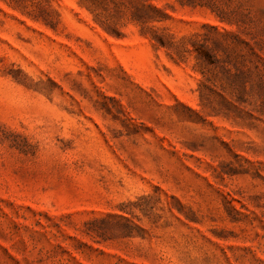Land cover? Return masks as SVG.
Returning <instances> with one entry per match:
<instances>
[{
    "label": "rangeland",
    "instance_id": "374dc122",
    "mask_svg": "<svg viewBox=\"0 0 264 264\" xmlns=\"http://www.w3.org/2000/svg\"><path fill=\"white\" fill-rule=\"evenodd\" d=\"M0 264H264V0H0Z\"/></svg>",
    "mask_w": 264,
    "mask_h": 264
}]
</instances>
